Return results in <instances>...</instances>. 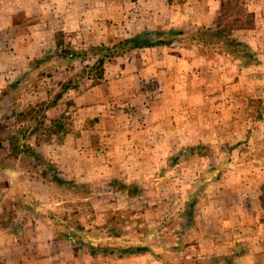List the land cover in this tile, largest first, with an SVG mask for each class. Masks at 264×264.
I'll return each mask as SVG.
<instances>
[{"label": "rangeland", "instance_id": "1", "mask_svg": "<svg viewBox=\"0 0 264 264\" xmlns=\"http://www.w3.org/2000/svg\"><path fill=\"white\" fill-rule=\"evenodd\" d=\"M13 1L0 0V9L1 6L4 9L0 21L4 25ZM24 3L34 11L37 6L43 8L44 23L48 26L57 25L53 24L52 10L57 11L54 16L57 22H61L60 15H66L63 23H74V13L90 20L85 36L80 29L56 30L39 56L55 54L58 41L66 48L81 52L91 46L112 45L125 37L145 35L149 31L196 28L202 24H217L247 44L264 37L261 12L264 0H24ZM26 17L18 14L14 20L26 24H37L41 20L35 13ZM45 38L48 41L47 36ZM15 49L13 45H0V62L6 66L0 71L9 73V78L0 76V229L8 228L9 222L14 223L15 216L26 217L28 213L31 218L32 215L47 217L53 225L59 224L64 229H78L92 244L108 239L133 245L141 243L149 245L155 258L164 257L160 259L166 262L164 264H204L201 253L189 246L194 242L193 237L185 233L184 219L192 210V205L188 204L200 195L197 193L200 186H186L194 174L189 173L185 180L183 168L189 156L181 152L174 158L139 156V147L148 145L139 139V132L132 142L125 125L126 118L139 121L142 114L139 103L150 99L137 89L158 84L156 76L142 81L133 78L120 81L114 72L111 78L114 83L110 86L113 92L108 94L102 87L104 78L95 85L99 74L90 70L95 57L89 53L73 64L50 68L46 75L22 83L18 99L14 101L4 99L2 93L27 70L30 62L17 74L25 61L12 67L6 60ZM254 50V53L262 52L264 44L258 43ZM144 51L167 57L169 65L170 57L182 62L179 75L193 67L205 69L202 73H206L210 81L217 76L215 68L225 74L227 70L243 67L240 59L215 49H200L188 42ZM84 67L90 79H82L78 88L70 90L53 105L58 83ZM127 82H134L137 87L130 103L122 92V84ZM110 88H106L107 92ZM31 150L50 161L61 177L70 181V187L55 186L51 182L53 172L34 159L28 153ZM210 150L212 148L208 147L201 152ZM260 153L264 154V150ZM144 159L150 163L143 164ZM205 159L209 168V156H195L193 163L187 165L195 168L204 165ZM140 165H144L145 170L141 171ZM261 175L264 181V172ZM115 180L124 181L129 188L114 190ZM105 225L115 227L118 236H103L108 234L100 229ZM12 227L15 228L14 224ZM57 235L64 238L59 231Z\"/></svg>", "mask_w": 264, "mask_h": 264}, {"label": "crops", "instance_id": "2", "mask_svg": "<svg viewBox=\"0 0 264 264\" xmlns=\"http://www.w3.org/2000/svg\"><path fill=\"white\" fill-rule=\"evenodd\" d=\"M8 10L6 24L0 21V45L16 46L6 59L10 66L25 61L17 74L48 47L46 43L56 30L80 29L85 36L84 30L90 27V20L76 13L74 23H63L66 15H60L62 23L57 22L56 10L51 16L57 25L48 26L43 8L31 10L24 0H14ZM3 11L1 6L0 14ZM261 12L264 16V5ZM33 13L41 18L37 24L14 20L18 14L26 19ZM258 43L264 44V37L248 45L255 51ZM148 49L153 47L132 50L109 62L102 85L106 93L112 94L114 72L120 81L156 76L159 83L153 88L137 89L134 82L122 84L127 103L133 101L136 89L150 99L139 103V121L126 118L125 122L132 142L139 132V139L148 145L139 147V156L174 158L180 152L189 156L183 168L185 180L189 173L194 174L186 186H200V195L188 204L192 210L184 219L185 233L193 237L189 246L201 253L204 264H264V154L260 153L264 150V50L255 53L249 65L227 70L234 72L231 75L213 69L217 76L210 81L202 73L205 69L193 67L179 75L182 62L170 57L169 65L167 57L144 51ZM3 65L0 62V70ZM0 76L9 78V73L0 71ZM128 145L134 151L131 143ZM208 147L212 150L201 152ZM195 156H209V168L206 159L204 165L188 166ZM143 166H139L141 171L145 170ZM24 216H15L14 223L0 229V264H164L153 252L122 257L91 254L88 248L59 237L47 217Z\"/></svg>", "mask_w": 264, "mask_h": 264}, {"label": "trees", "instance_id": "3", "mask_svg": "<svg viewBox=\"0 0 264 264\" xmlns=\"http://www.w3.org/2000/svg\"><path fill=\"white\" fill-rule=\"evenodd\" d=\"M175 42L192 43L200 49H215L218 52L230 55L234 59H240L242 61V66L249 65L255 59L254 51L246 42L240 40L231 32H226L217 24H202L196 28L188 29L181 28L149 31L145 35L125 37L112 45L91 46L88 50L81 52L73 48H66L63 46L62 41H58L55 54L48 53L30 60L27 70L17 80L7 85L6 89L2 93V96L4 99L11 98L16 101L18 99V90L22 83L32 81L46 75L50 68L57 69L58 67L64 65L73 64L82 56H86L89 53L95 57V61L90 67V70H95L97 74H99V79L95 80V85H97L100 84L101 79L105 76L106 64L111 62L113 59L123 56L125 53L135 49L155 46H170ZM84 78L90 79V75L86 73L85 67L82 71L76 73L66 81L58 83L59 90L52 104H57V101L66 93L70 90L78 88L81 80ZM28 153L34 159L43 162L48 171L53 172L51 182L55 183V186L66 189L70 187V181L62 178L57 172V168L50 161L46 160L42 154L35 150H31ZM113 185L114 190L116 191L126 190L129 188L127 183L124 181L115 180ZM48 220L50 221V219ZM50 223L56 232L59 231L64 235V238L66 237L67 239L72 240L74 244L87 246L91 254L94 255L100 254L103 256L122 257L130 254L151 252L149 245L141 243L133 245L108 239L97 244H92L89 239H87V236L78 229H64L59 224H54V226L51 221ZM100 229L108 232V234L103 235L107 238L112 236L117 237L119 234L115 231V227H111L110 225H105L100 227ZM162 258L164 257H159L157 259L160 260ZM160 261L166 263L163 260Z\"/></svg>", "mask_w": 264, "mask_h": 264}]
</instances>
